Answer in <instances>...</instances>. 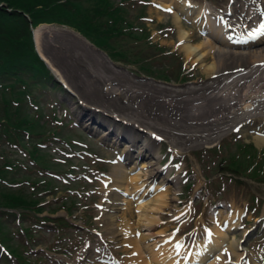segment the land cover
I'll use <instances>...</instances> for the list:
<instances>
[{
	"label": "rangeland",
	"instance_id": "1",
	"mask_svg": "<svg viewBox=\"0 0 264 264\" xmlns=\"http://www.w3.org/2000/svg\"><path fill=\"white\" fill-rule=\"evenodd\" d=\"M155 1L156 3L162 4L163 1L165 3L172 2L171 0ZM190 1L191 3L197 2L201 4L207 10L215 14L230 11L232 8L239 19L241 20L242 18L241 12L243 11V9L237 10L234 8V5H236V7H242L244 0ZM134 3V6H129L128 18L133 20L134 25H144L146 28H148V30H151L150 39L157 42V45H153L149 48L144 49L142 53L144 56H147V64L150 66V68H152L156 72L166 73V75H168V78L164 79L158 75H148L137 68V65H139L138 63L125 64L122 61H113L106 55V53L102 49L97 48L82 36H78L75 32L65 29H44L40 33V50L57 69L59 75L62 76V78H65L70 91L67 90L66 92L62 93L58 89L54 90L51 93L52 95L49 99L45 98V104L42 108L43 112L51 113V111L54 110L55 114H57L58 116H64L63 111L59 106V102L64 101L63 104L67 107L68 111L70 110L72 117L77 118L78 113H82L81 115H83L84 112L98 115V118L102 122H105V119H108L107 116H110L113 119H116L118 122L122 121V123L119 124L124 126V123L126 121H124L123 119V110H125L128 113L134 114L130 121H134L135 124L139 125L138 127L143 131V133H146L147 135L150 130H153L154 132H158L160 136L162 135L163 138L160 139V141L154 140L153 143L154 148L159 149V152H157V154H160L159 157L162 156V154L167 150V146H172L171 144H174L175 148L178 147L177 149L180 148V150L183 152V155L176 156L172 160L168 159L163 161L164 158H162L161 160L156 161V167L158 168V164L162 162V169L169 170L171 178H173L171 180L172 183L164 185L169 186L170 188L168 192V196L170 197V208L175 207L177 211H181L183 213L182 216H179L178 218L168 223L162 222L160 227L167 235L169 233L171 234V228H173L178 223L179 225L177 227V230L172 232V234L174 233L179 236H183L184 242L186 244L188 242V237L182 232L187 230L191 226H196L198 221H201V218H199L198 216H210L211 212H215L219 209H221L222 212H226L231 210V208H236L243 212L241 216L243 217L244 228L253 226V222L256 220L255 214L257 213V215H259L260 213L264 212V194H261L259 189L264 185V183L258 182L257 180H251L250 178H244V180L247 181L246 183H238L233 181L226 175L224 177L217 176L218 173H216V171L220 165L219 160L223 155L229 156L231 153H235L237 156L239 155L237 153V147L235 146L236 142H244V145L242 147H245L244 150H247L248 152H250L251 150L247 149L249 143L255 145L256 155L259 148H264V142L258 139L259 136L257 135V132H254V130L249 131L250 128L255 127L258 123H255L254 125L249 124L247 126H241L240 130L237 132L231 129L233 123H227V126H225V128L223 129L224 134L219 135L217 132H215L211 139H208L205 138L202 133H200L201 129L204 127L203 125L191 128H189L187 125H184L186 116L188 115H191L195 119H197V117L200 115L199 111L202 110L201 104L193 105L171 101L168 105L162 103L163 106L165 105V112L163 113L167 116V121L165 122V124H162L161 122L164 119L161 114L155 109L152 98L153 94H151L152 89L154 87H160L163 91H156L155 94L159 95L161 98L175 95L178 100H187L192 103L204 101L208 98L207 93L209 94L208 90H210V87L206 83L201 86V84H197V82L199 80H202L203 83V81L207 80V78L209 77L208 75L210 74L206 72L204 64H212V56H214L215 53H212V56L210 55L209 58L205 59L206 62L203 63V65L197 62L196 64H194L192 60L186 57V52L181 48V40L179 37L180 27H183L188 34H192H189V38H194L193 35H196V41H194L195 44L201 43L205 39L206 35L204 36V38L203 35H201V31L200 29H198V26L200 24L197 23L194 19L195 16L191 18H180L179 20H177L172 12L164 11L161 9L158 10V7L153 6V0H149L147 2L149 3V5L143 6L142 8L141 14L145 15V20H143L139 17L135 18V14L138 12V7L140 5L138 0H134ZM179 4L184 3H177V5L175 6H178ZM263 15H257L254 20L251 21V24H248V27L254 26V23L260 20L261 16ZM179 23L181 24V26L179 25ZM50 24L55 25L54 23ZM229 24L231 25L232 23ZM244 24H246V22H244ZM197 34H200V37H198ZM177 38V45L179 47L175 45L176 42L173 43V41H175ZM130 45L132 46V48L136 47L135 45ZM204 51H207V48ZM235 64H238V62L230 63L228 64V67L233 68V65ZM213 74L219 75V73ZM197 86H201V88L196 89ZM50 99L57 100V103L54 107H51L50 103H47ZM83 106L90 107V109L94 111H87L83 108ZM95 111H97L98 114L95 113ZM65 115L67 116V114ZM125 116L126 117L124 118L126 120L127 115ZM81 122L83 121L81 120L79 122L80 125ZM158 125L168 129L169 132L160 129ZM53 126L54 124L51 123L50 128H52ZM58 127L62 128L65 131L73 129L71 125L64 123H60ZM194 128L196 129L193 130ZM100 129V132L98 131L99 134L101 133L103 126H101ZM73 136L84 137L89 143L88 147L94 151L97 150V152L99 154H102L103 156H112L114 154L112 150L114 148L110 149L107 143H105V140L107 138L103 140L101 138H97L93 134H85L83 132L82 134L77 133ZM151 139L153 138L151 137ZM123 142L124 139L119 141V143L121 144H123ZM49 144L55 145L56 142H50ZM213 144L219 145L220 152H213L206 149ZM262 157L263 156L261 155L259 159H261ZM239 158H241V155H239ZM90 161L91 159H88V162ZM142 162V159H140V162L138 164H141ZM98 164L109 172H113L115 168V166H113L112 168V164L103 163L104 165H106V168L102 163ZM257 164L258 159L256 157L254 167H257ZM187 167L192 170L189 172V176L194 180L193 185L191 184V187L189 189H187L184 185L185 177L188 174V172L186 171ZM86 171L87 170L85 169L79 170V174H77L76 177L79 176L80 178L82 177L91 182L93 187L89 189H93L94 192L98 189L99 185L97 181L91 179L89 175H86ZM127 171V176H129L128 178L132 179L131 177L136 174L135 171H139V167L133 171V174H130V170ZM147 176L149 175L146 173L145 178H147ZM206 176H209V178L216 176L217 177L208 183V179H206ZM257 176H260V174L257 173ZM163 177H166V175H164ZM158 184H160V186L162 185L160 182ZM155 187L159 188V186L156 185ZM131 188L132 186H130V189ZM182 190L184 191V195L181 193ZM66 193L68 194V192L62 189L61 185L55 189V194L64 195ZM251 193H255V198L252 203L249 198ZM125 197L126 196L121 197V199L127 202L126 210L122 211V213L119 214L123 217L126 216V212L130 207L128 205V199H126ZM50 198L51 196L47 198L44 204L55 202L56 199ZM95 199H98L97 195H95ZM56 201L59 200L57 199ZM248 202H250L251 204ZM141 204L142 202L137 203L136 207L139 208V205ZM254 204H256V209L252 206ZM57 205L66 207V205H75V203L72 200L71 195L68 194L66 196L65 203H62V201H60L57 203ZM225 206H227V208ZM134 207L135 206L132 207V210L134 209ZM83 208L84 205H79V208H77V206L74 207V214L71 215L72 219L70 218V216H68V218H70L77 224H83L79 219L80 214L83 213V215L86 216L89 209ZM168 210L162 209L159 216L164 215V213ZM129 212V216H135L134 221L137 220V218L139 220V215L137 216L134 210L131 211L130 209ZM43 213L50 214L47 210H44ZM57 214L67 215L63 208L59 209L55 214L50 215ZM90 214L93 215L92 213ZM116 214L118 215V213ZM169 214H167L165 218H168ZM12 217L13 216H10L7 219L9 225L8 233L14 236L15 243L20 242V244L14 246L12 244L8 245L4 241H2L1 243L4 244L5 248L10 252V255L16 257L20 261V264H29L30 258L28 256V244L30 243H28L25 239L28 237V233L24 228L23 236V234L19 232L20 229L19 227H17L18 224L16 220L14 219V217ZM132 217H130V219ZM31 219L32 217L30 218V221ZM125 220L128 219L125 218L120 223H124ZM138 220L137 222H135V224H137L138 227H140V229L142 230L143 227L139 225ZM162 220L163 219H160V222ZM91 221L93 222L92 225L96 227L97 224L94 223L93 216H91ZM213 224L214 223L211 222L208 226L212 227ZM115 225H117V222ZM47 226L52 225H43L42 232L34 234L33 237V247L36 246V250L39 253H46L44 246L46 247V244L49 243L48 241L54 239L56 242L55 233L57 231H54L51 227ZM90 226L91 225H89V227ZM98 227H102L103 229V225L100 220ZM241 230H243V228ZM241 230L238 231V234H236V236L240 235ZM85 231L87 232L88 230ZM141 232L143 233V231ZM159 236L160 235H158L157 237L159 238ZM61 238L62 241L58 243V245L60 246L58 248L61 249L60 253H65L62 254L61 257L63 261V259H68L66 257H74L73 255H68V251H71V254H73L79 248L78 246L80 239L85 238V234L83 232L76 231L75 226H73L70 229L64 230V235H62ZM254 238L255 235L253 234V230H251V232H248L245 242L247 243V241H251ZM256 240L257 241L253 245V247L257 246V243H260L261 245L264 244L263 239ZM110 249L111 251L119 253L129 250V248L125 247V245L122 244V246H120L118 250H115L113 247H107L106 249H103L101 251L107 253L110 252ZM251 249L254 252H256L257 250V248ZM85 255L92 256L93 254L91 252V249L88 248ZM116 255L119 254L116 253ZM50 257L56 256L50 254ZM99 260L102 261V259ZM8 262V256L2 250V254L0 252V264H7Z\"/></svg>",
	"mask_w": 264,
	"mask_h": 264
},
{
	"label": "trees",
	"instance_id": "2",
	"mask_svg": "<svg viewBox=\"0 0 264 264\" xmlns=\"http://www.w3.org/2000/svg\"><path fill=\"white\" fill-rule=\"evenodd\" d=\"M0 2H3L0 5V236L6 239L4 216L10 213L6 208L23 209L22 217L25 216L24 210H31L33 213L42 210L43 206L39 203L42 200L40 191L53 185H49L50 180L44 176L33 171L25 172V168H31L29 162L14 156L17 154L14 146L18 144L26 150L25 155L29 154L37 165L51 167L46 151L34 141L35 136L38 140L47 136V125L41 119V111L31 109L29 101L39 95L35 92L36 88L48 87L49 82L56 84V81L34 48L30 25L34 26L42 21L69 24L106 49L113 59L138 63V68L143 71L153 70L147 64V56L142 53L151 46L145 39L147 32L143 26L140 31L133 28L132 20L124 16L127 8L119 1ZM6 7H10V10ZM17 9L28 13L30 20ZM131 41L137 43L135 48L129 44ZM5 143H8L7 155L4 153ZM25 181L32 184L31 190L24 184L18 188L7 184Z\"/></svg>",
	"mask_w": 264,
	"mask_h": 264
},
{
	"label": "bare ground",
	"instance_id": "3",
	"mask_svg": "<svg viewBox=\"0 0 264 264\" xmlns=\"http://www.w3.org/2000/svg\"><path fill=\"white\" fill-rule=\"evenodd\" d=\"M253 4L256 5L252 9L253 14H244L243 19L245 21H248V18L253 19L259 11L264 10L263 0H254ZM175 7L178 11H184L186 9L185 4H179ZM248 8L249 6H246L245 11H247ZM202 15H206L205 19H207L208 30L206 32L205 39L201 43H193V38H189V34L183 27H180L179 37L181 40V48L186 52V57L193 62L201 63L203 65V63L206 62L205 59L209 58L210 55L212 56V53H215L214 56H212V64H204L206 72L210 74L209 77L203 83H199L201 86L205 83L209 85L210 90H208L209 94L207 93L208 98L204 101H198L195 103L187 100H178L175 95L161 98L159 95L155 94L156 91H163L160 87H154L151 94H153L152 98L155 109L164 119L161 122L162 124H165L167 121V116L163 113L165 112V105L163 106L162 103L168 105L171 101H174L193 105L201 104L202 110L199 111L200 115L197 119L188 115L186 116L184 125H187L189 128L203 125L204 127L201 129L200 133H202L205 138L211 139L215 132L219 134L220 130L225 128L227 123L232 122L233 120L240 121L247 118L249 121L264 120V113H262V115L259 111L257 112V109L262 110L264 108V45H258L252 48L249 47V49L246 47L251 42L263 39L264 32L255 30L251 35L250 31L243 33L242 28H240L238 31H235L234 35L230 36V30H227V21L224 20L226 17L225 15H222V17L220 16L216 23L213 18L208 17L207 14H204V12H202ZM175 18L179 20L178 17L175 16ZM258 23L264 24V19ZM179 25L181 26L180 23ZM48 26L50 25L40 24L37 26L34 29V36L40 54L46 58L53 69L57 70L42 53L39 46L41 37L40 33L42 29L48 28ZM255 36H257V39L252 40ZM206 48L207 51H204ZM235 62H238V64L233 65L234 67H245L243 69L239 68V72L229 71L227 73L223 71L225 68H231L228 67V64ZM213 73H219V75H215ZM60 77L62 78V76ZM201 86H197L196 89L201 88ZM123 114V118L127 115L126 126L135 130V122L130 121L134 114L128 113L125 110H123ZM158 127L166 132H169V130L163 126L158 125ZM195 129L196 128L193 130ZM108 132L109 131H107V133ZM138 132L139 133H137V135L129 137L128 144H126L123 148V155H127L125 160L130 161L129 166L128 163H123V160L119 157V161L117 160V164L114 165L115 168L113 172H110V176L108 177L109 185L106 187L104 193L109 196L108 201L111 206L110 210L105 211L104 213L105 224L108 229V233H111L113 236H116L117 234V228H115L113 224H116L114 219L116 211L120 208L119 199L124 197V195L117 197V195L121 193L114 188L130 189V186H132L131 189L140 190L144 186L142 185V182L138 181L140 176H137V174L131 177L132 179L127 176V170H131L136 165L132 163L134 157L132 155L128 156V154L132 151V147L137 146L136 144L139 140V136H141V132ZM105 134L106 131L103 132V135ZM118 138L119 137L117 136L114 140L117 141ZM146 139L147 138H144V140ZM258 139L264 142L263 136L258 137ZM151 142L152 141L147 139L145 143L148 145L143 146L141 144L137 146L138 152L135 155V161L137 156L149 149V144ZM152 159L153 158L148 159L149 164L147 167L151 172H154L155 170L154 173L157 174L158 170H156L157 168L153 166L155 162ZM130 174H132L131 171ZM106 179L107 178L105 177L104 180ZM155 185V183L152 184L150 189L151 191H145L149 199L141 201L142 204L139 205L140 211L138 213V222L139 225L143 227V233L138 230L139 234L137 236H128L127 234L131 233L130 229L127 227L130 222L129 220H125L123 228L124 231L126 230L127 234L124 240H128L130 244H133V247L139 251L138 257L142 259L143 264H177L175 262L176 257L174 255L176 254L174 252L177 251H174L175 248L173 249L167 245L168 239H163L164 237L161 238L163 239V242H166L164 244L156 242V239L146 242L148 238H156L155 236L157 234H161L160 232L163 229L158 226V220L160 218H164L165 215L159 216L160 211L162 209H170V197L168 196L169 188L160 190V187H155ZM130 203L131 201L128 200L129 206ZM234 213L236 214V217H239L238 213L235 211ZM236 217L235 215H230V217L225 216L223 221L224 226L222 228L217 226L215 232L212 234L208 232L207 234L205 233V235L201 236V238L197 239L189 251V259L195 260L197 261L195 263H198V261L205 258L208 254L214 253V248L218 247L222 241H225V234L230 232V230L237 225L238 219H235ZM137 226H134V228ZM233 231L234 229L231 231L233 238L229 240V245L233 250H236L240 237L237 238ZM175 247L177 246L175 245ZM185 252H187V249ZM145 253H147L148 256H146ZM213 263L214 261L212 264Z\"/></svg>",
	"mask_w": 264,
	"mask_h": 264
},
{
	"label": "snow or ice",
	"instance_id": "4",
	"mask_svg": "<svg viewBox=\"0 0 264 264\" xmlns=\"http://www.w3.org/2000/svg\"><path fill=\"white\" fill-rule=\"evenodd\" d=\"M262 30H264V29H262Z\"/></svg>",
	"mask_w": 264,
	"mask_h": 264
}]
</instances>
